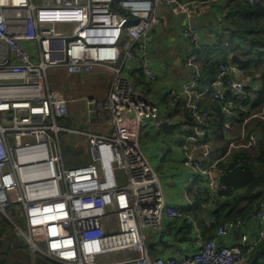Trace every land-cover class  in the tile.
Segmentation results:
<instances>
[{"label":"built area","instance_id":"2783aa9c","mask_svg":"<svg viewBox=\"0 0 264 264\" xmlns=\"http://www.w3.org/2000/svg\"><path fill=\"white\" fill-rule=\"evenodd\" d=\"M113 3L0 0V211L13 234L27 239L23 250L65 264H264V254L253 256L264 242V183L254 187L262 196L250 213L226 219L223 203L235 190L219 178L243 169L249 159L242 153L258 149L260 133L252 120L264 122V101L260 108L251 106L246 71L230 56L219 63L215 79L202 83L200 31L186 25L180 33L191 45L182 60L187 72L162 93L175 113H161L149 97L157 72L148 32L160 23L157 6H171L175 13L191 10L176 0H118L124 15ZM223 3L227 10L233 0ZM94 66L113 72L105 96L79 93L73 81L63 88L48 82L50 69L80 79ZM203 98L225 118L221 133L227 142L215 155L201 140L216 124V111L204 107ZM77 105L83 125L108 129L62 124ZM175 115L184 133L182 164L197 179L188 206L200 207L197 217L209 237L192 216L166 202L139 144L143 128L174 123ZM69 133L78 139L63 155L60 142H67ZM166 218L171 226L186 219L193 251L176 244L170 253L149 255L148 233L163 236ZM233 234L234 242L223 241Z\"/></svg>","mask_w":264,"mask_h":264},{"label":"crops","instance_id":"0c3cea01","mask_svg":"<svg viewBox=\"0 0 264 264\" xmlns=\"http://www.w3.org/2000/svg\"><path fill=\"white\" fill-rule=\"evenodd\" d=\"M223 2L224 0H176V3H184L187 8L191 10L189 14L179 11L175 13L171 6L166 5H162L158 9L159 11L157 10L160 16V23L148 32V48L152 58V65L157 72V80L149 88V97L152 102L158 106L161 113H175V110L164 104L162 93L169 87L177 85L187 72L186 68L182 65V60L187 55L191 45L181 37L180 32L182 27L191 25L197 27L200 31V54L198 55V63L201 68L205 61H217L216 63L218 64L227 61L228 56L234 53L230 48L231 41L226 35L227 33H224L226 30V20L224 17L225 6ZM225 41L228 42L227 45L224 44ZM102 69L110 73L103 76ZM112 75L113 72L111 69L94 66L88 74L83 75L80 79L71 76L72 79L66 84L73 81L79 93L105 96L108 92ZM83 79L84 82L82 84ZM136 80L139 83L137 77ZM245 81L248 86L247 89L252 92L255 100L256 95L254 90H257V88L262 85L259 73L250 75L247 71ZM64 84L56 88H63L66 85ZM224 89L226 92L230 93L229 89L225 87ZM201 100L204 107L216 111V124L212 126V130L209 129L201 139L203 142L211 145V153L215 155L223 150L227 142L221 133L222 122L225 118L223 117L222 121L219 120V107L215 103L210 102L207 98ZM80 108L81 105L75 107L71 106L70 112L66 117L72 116L77 118V121L82 124L81 114L77 112ZM174 119V121L179 120V117L175 115ZM174 123H177V121ZM187 123L191 124L190 118H187ZM253 123L259 125L257 129L259 130L260 137L264 136V122L260 119H254L252 120V124ZM93 127L100 129L96 132H105L108 129L103 126ZM174 128H177L176 133L173 132ZM160 131L170 133V135L174 134L169 141L172 157L165 161L159 153H156V149H161L162 145H157L153 141L150 142V138H153L156 132ZM180 131V124L179 126L173 127L170 132L161 127L148 124L141 130L139 141L144 155L159 176L162 193L166 202L172 206L183 209L189 216H192V214L199 215L201 211L200 207L197 205H194V207L188 206V202L193 197V186L197 182V179L193 175V171L182 164L181 144L184 142V135L181 134ZM172 137L175 139L174 142H172ZM195 155L198 156L199 153H195ZM165 162L168 163L167 166L164 165ZM219 178H221V176H219ZM257 196L258 195H255L253 192H248L247 185L240 186L236 188L233 195L224 202L226 204V210L235 217H238L236 215H246L257 206L262 193H260V198ZM183 219H175L171 226L169 222L170 219L166 218L163 227L166 231L162 233L163 236L159 234L158 236L150 234L154 241L148 243V246L149 244H153L149 249H152L155 243L158 242L160 243V252L168 248L159 255L170 253L171 248L175 247L176 244L182 245L185 252L193 251L189 224L186 219ZM7 222L8 220L6 221L0 215V249L3 255L10 253L12 251V244H16L11 240V230L8 225L9 222ZM199 226L203 229L205 237H209L211 234L210 231L202 224ZM174 228H178L177 232L173 231ZM254 230L253 228V231ZM236 238L237 235L233 234L223 241L234 242ZM23 241L24 245L25 240L23 239ZM23 254L29 255L23 258V264H34V260H36L35 264H65L40 253H36V258L31 255L33 253L27 250H25ZM262 254H264V243L255 249L253 256L258 257ZM4 262L5 261H3V263Z\"/></svg>","mask_w":264,"mask_h":264},{"label":"trees","instance_id":"16d2710c","mask_svg":"<svg viewBox=\"0 0 264 264\" xmlns=\"http://www.w3.org/2000/svg\"><path fill=\"white\" fill-rule=\"evenodd\" d=\"M224 17L226 20L224 33H227L226 35L231 41V51L243 59L242 62L234 63L244 68L250 75L254 73L260 75L262 85L254 90L256 98L251 105L254 108H260L264 100V3L248 4L233 0L232 5L225 10ZM216 62H204L201 68L200 81L202 83L210 82L217 77L219 63ZM218 118L223 120L220 110ZM242 154L247 155L249 159L248 163L243 164L244 168L227 172L221 178L234 190L247 185L248 192H253L260 198V193L254 192V187L264 183V136L260 137L257 150ZM225 206L226 204L223 203V207ZM224 217L227 219L235 216L227 211Z\"/></svg>","mask_w":264,"mask_h":264},{"label":"rangeland","instance_id":"374dc122","mask_svg":"<svg viewBox=\"0 0 264 264\" xmlns=\"http://www.w3.org/2000/svg\"><path fill=\"white\" fill-rule=\"evenodd\" d=\"M118 0H114V3L112 5V8L116 11H118L119 13H122L124 15H127V13L121 9L118 4H117ZM162 5L157 6V10L161 7ZM159 11V10H158ZM102 74L107 75V73H110L109 71L102 69ZM70 79H72L70 76H68L67 74H65L63 71L59 70V69H50L48 71V82L50 84L51 87H57V86H61L64 83H68L70 81ZM84 82V79L82 80V84ZM64 84V85H65ZM62 124L68 126L69 128H73V129H77V130H88V131H99V128L96 127H90V126H86L83 125V123L81 124V122L77 121V118H74L72 116H68L66 118H63L60 120ZM258 124L257 123H253V127L258 131ZM177 128H174L173 132L176 133ZM181 134L184 135L183 130L181 129L180 131ZM174 134L170 135V133H166L164 131H160V132H156V134L154 135L153 138H150V142H154L157 145H162V148L160 149H156V153H159L162 157L163 160H167L170 159L172 157V153H171V146L169 145V141L171 140V136H173ZM78 139V135L73 134V133H69L68 134V138H67V142L65 141H61L60 142V146L63 152V155H66V152L69 151V146L70 143H72L73 141ZM175 139H173L172 137V142H174ZM140 144V141H139ZM141 146V145H140ZM176 159V158H174ZM177 160V159H176ZM165 166L168 165L167 162L164 163ZM119 176L121 175L120 173H118ZM194 187V186H193ZM11 212V211H10ZM5 211H0V215L7 221L6 216H5ZM192 217L195 219L196 223L198 225H201V221L199 220V218L197 217L196 214H192ZM16 219L18 221L22 220L21 214L18 213L16 215ZM9 222V221H8ZM7 222V223H8ZM9 228H10V232H11V240H13L14 243L16 244H12V251L8 254L3 255L0 249V264H23V258L26 256H29L28 254H23L25 250H23V246L27 243V239L24 236H15L12 232V227L10 222L8 223ZM23 239L25 240V243L23 245ZM150 241H154L153 238L150 236V233H148V237H147V242L149 243ZM168 248H166L165 250H167ZM165 250H163L162 252H160V243H155L154 247L152 249H149V255L151 257H154L155 255H159L162 254ZM21 252V253H20ZM34 258H36L37 254L35 253V255L31 254ZM20 258V260H19ZM3 261H5L3 263ZM36 260H34V264H35Z\"/></svg>","mask_w":264,"mask_h":264},{"label":"water","instance_id":"95a60500","mask_svg":"<svg viewBox=\"0 0 264 264\" xmlns=\"http://www.w3.org/2000/svg\"><path fill=\"white\" fill-rule=\"evenodd\" d=\"M230 60L233 62H237V63L243 61V59L240 56H238L236 53L230 54ZM175 126H179V123L178 122L177 123H165V122H163L160 125L161 128H163L164 130L169 131V132L172 131L173 127H175ZM212 176H216V174L212 173ZM152 245L153 244H149L148 247L151 248Z\"/></svg>","mask_w":264,"mask_h":264}]
</instances>
